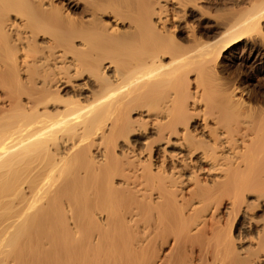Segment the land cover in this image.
Segmentation results:
<instances>
[{
  "label": "bare ground",
  "instance_id": "obj_1",
  "mask_svg": "<svg viewBox=\"0 0 264 264\" xmlns=\"http://www.w3.org/2000/svg\"><path fill=\"white\" fill-rule=\"evenodd\" d=\"M264 0H0V264H264Z\"/></svg>",
  "mask_w": 264,
  "mask_h": 264
},
{
  "label": "rangeland",
  "instance_id": "obj_2",
  "mask_svg": "<svg viewBox=\"0 0 264 264\" xmlns=\"http://www.w3.org/2000/svg\"><path fill=\"white\" fill-rule=\"evenodd\" d=\"M228 79H234L238 86L246 91L245 99L255 106L264 105V76L250 67L235 64L224 70Z\"/></svg>",
  "mask_w": 264,
  "mask_h": 264
}]
</instances>
